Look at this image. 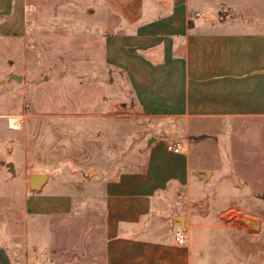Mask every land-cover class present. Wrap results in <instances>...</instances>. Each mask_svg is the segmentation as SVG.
<instances>
[{"label": "crops", "instance_id": "1", "mask_svg": "<svg viewBox=\"0 0 264 264\" xmlns=\"http://www.w3.org/2000/svg\"><path fill=\"white\" fill-rule=\"evenodd\" d=\"M113 1L130 26L96 28L103 58L157 133L135 169L11 191L0 114V264H264V0ZM30 4L0 0V38L25 33ZM91 238L95 261L60 260Z\"/></svg>", "mask_w": 264, "mask_h": 264}, {"label": "rangeland", "instance_id": "2", "mask_svg": "<svg viewBox=\"0 0 264 264\" xmlns=\"http://www.w3.org/2000/svg\"><path fill=\"white\" fill-rule=\"evenodd\" d=\"M115 2L26 0L33 7L25 33L0 38V114L13 132L6 162L14 174L7 172L5 189L22 191L29 173L47 174L51 188L142 165L157 123L136 105L122 72L104 60L96 31L130 26ZM9 72L21 79L7 80ZM71 242L58 252L63 263L95 261L86 254L96 248L93 238ZM21 247L31 253L30 244ZM42 261L55 263L48 254Z\"/></svg>", "mask_w": 264, "mask_h": 264}, {"label": "water", "instance_id": "3", "mask_svg": "<svg viewBox=\"0 0 264 264\" xmlns=\"http://www.w3.org/2000/svg\"><path fill=\"white\" fill-rule=\"evenodd\" d=\"M11 79L20 80L21 75L15 72H9L7 80H11ZM151 140L152 137L147 140V144L148 143L150 144ZM4 165L7 167L8 171L11 174H14V166L12 162H6L4 163ZM91 172H93V170L89 171L87 175H89ZM46 180H47V174L42 172L33 173L30 175L28 179L29 188L32 190H38L46 182ZM239 216H240V220L243 223L250 225L252 228H255V226L257 225V219L250 218L249 216H245L242 214H239Z\"/></svg>", "mask_w": 264, "mask_h": 264}, {"label": "built area", "instance_id": "4", "mask_svg": "<svg viewBox=\"0 0 264 264\" xmlns=\"http://www.w3.org/2000/svg\"><path fill=\"white\" fill-rule=\"evenodd\" d=\"M166 149L174 153H178L181 150V145L179 143L170 142L166 144ZM183 240H184L183 235L179 234L176 236V241L178 243H182Z\"/></svg>", "mask_w": 264, "mask_h": 264}]
</instances>
